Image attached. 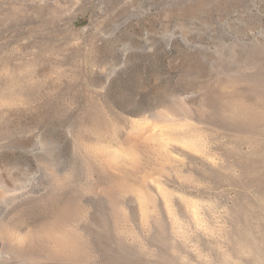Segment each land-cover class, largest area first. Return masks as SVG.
Here are the masks:
<instances>
[{
    "label": "rangeland",
    "instance_id": "374dc122",
    "mask_svg": "<svg viewBox=\"0 0 264 264\" xmlns=\"http://www.w3.org/2000/svg\"><path fill=\"white\" fill-rule=\"evenodd\" d=\"M57 216L42 264H264V0H0V228Z\"/></svg>",
    "mask_w": 264,
    "mask_h": 264
},
{
    "label": "bare ground",
    "instance_id": "6f19581e",
    "mask_svg": "<svg viewBox=\"0 0 264 264\" xmlns=\"http://www.w3.org/2000/svg\"><path fill=\"white\" fill-rule=\"evenodd\" d=\"M86 158L90 162L91 159L88 157ZM99 165L97 163L96 166L103 169L100 163ZM104 176L110 182V189L105 190L106 192L111 194L114 192L121 193L126 189V185L115 176H109L106 173ZM61 223L59 216H57L50 225L40 228L39 230L37 229V231L33 233L29 232L25 235H17L16 237V234L13 237H11V234L8 236V234H5L3 227L2 229L0 228L2 256L4 258L11 256L16 260L28 264H42V262L45 261L59 260L61 256L74 255L75 249L74 246L71 245V233L67 229H62L60 226ZM0 225H2V221Z\"/></svg>",
    "mask_w": 264,
    "mask_h": 264
}]
</instances>
